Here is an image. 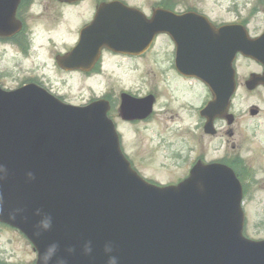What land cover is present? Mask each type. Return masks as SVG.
<instances>
[{"label":"water","instance_id":"water-1","mask_svg":"<svg viewBox=\"0 0 264 264\" xmlns=\"http://www.w3.org/2000/svg\"><path fill=\"white\" fill-rule=\"evenodd\" d=\"M19 1L0 0V38L22 29L15 18ZM188 17L182 22L190 25L189 34L180 38H187L191 51L179 48L178 54L191 64L181 60L177 68L209 88L212 100L201 115L212 133L215 119L233 120L236 54L264 65V36L250 40L244 33L231 44V29L215 31L198 15ZM122 39L94 38L85 29L77 47L57 63L89 71L84 66L94 64L106 42L122 53L138 46ZM199 39L200 48L192 49ZM151 41L144 37L142 47ZM259 86L264 87V74H252L247 89ZM121 98L124 121L144 120L153 112V96ZM109 111L107 101L74 106L36 84L0 87V224L27 238L35 264L53 243L58 251L50 264L61 258L66 264H107L109 255L118 264H264V241L244 236L242 187L230 168L198 163L179 184L154 185L124 155ZM46 216L52 218L47 231L39 227ZM85 245L91 253L84 252ZM106 245L111 253H105Z\"/></svg>","mask_w":264,"mask_h":264},{"label":"flooded vegetation","instance_id":"flooded-vegetation-1","mask_svg":"<svg viewBox=\"0 0 264 264\" xmlns=\"http://www.w3.org/2000/svg\"><path fill=\"white\" fill-rule=\"evenodd\" d=\"M198 4H192L191 0H20L17 6L15 18L21 23L22 29L14 34L12 37L0 38V43L14 44L20 49H23L25 54H29L32 46V39L35 38V25L41 22L54 24L53 29L61 26L73 25V42L64 52H56L55 64L57 68L64 74H77L86 78H93L106 69V65H116L125 63V61L134 62L137 67L141 68L142 61L148 57H152L154 65H168L170 66L172 76L177 81L175 83L174 92L169 90L171 98L176 100L174 95L177 94L181 98H190L191 87L186 88V83H195L201 87L204 96L208 87L196 78L186 77L178 71L177 63L181 60L188 61V57L178 54V49L190 50L187 47V38L182 40L180 35L187 36L189 34L190 25L184 23L185 18L190 14H196L205 19L209 28L219 31L223 28L231 29V34L227 38L231 44L237 43L239 35L246 33L250 40H257L264 36V0H258L256 6L249 14H237L234 7L231 12H235L231 16L221 14H211V10L205 9L203 0ZM201 3V4H200ZM190 17V16H189ZM188 17V18H189ZM178 22H175V21ZM182 20L184 22H182ZM199 25V24H198ZM85 29H90V35L94 38L121 37L123 44L138 43L140 48L126 46L124 53L117 52L112 49L108 43L100 49L97 59L94 64L90 66L88 63L85 69L90 68L89 71L84 69L66 70L59 66L57 57L66 55L72 51L80 42L81 34ZM166 29V31H162ZM161 30V31H159ZM118 32V34H117ZM152 38V41L145 49L142 47L143 38ZM189 43H191L189 41ZM196 45L192 49L200 48L202 42L197 40ZM199 43V44H198ZM199 45V46H198ZM151 59V58H150ZM93 60V58H92ZM91 60V62H92ZM197 65L201 64L197 60ZM192 65H195L193 63ZM246 65L252 68L248 76L244 78L243 82L246 88V82L252 74H264V65L254 59L245 57L242 53H237L233 62V68L236 71L237 92L242 83L240 82V68ZM83 68V67H81ZM158 69V68H157ZM33 83L48 92L53 94L52 90L38 80L28 81ZM23 84V85H24ZM256 90H264L263 86ZM236 92V94H237ZM106 93V90L101 98H92L85 104H78V106H85L97 99H103L109 102L110 111L109 117L119 108L122 103V95L129 94L137 98H144L149 95L154 97V106L152 114L144 120L124 121L127 125H139L147 123L150 120H155L158 111L157 106L160 103L161 95L158 93V88L151 91L146 96H138L126 90H119ZM210 93V91H209ZM234 95V98L236 97ZM63 102L69 103L68 100L58 94H53ZM233 98V100H234ZM212 95L210 93L209 99L198 107L195 116L199 118L195 127L180 128L185 132H195L198 135V144L195 147L180 150H171V144L164 146L167 150L164 151L166 158L172 162L176 169L181 166L182 176L176 177V180L168 181L167 184L158 185H175L188 178L192 168L198 164H220L230 168L242 187V209L245 214L244 234L246 237L254 241H264V128L256 127L246 129L242 132L237 125L239 118L233 112V100L229 114L233 116L230 124L228 119H215L212 124V133L206 132L207 119L202 117L201 111L211 101ZM72 104V103H69ZM73 105H77L74 104ZM118 110V109H117ZM255 112V113H252ZM119 113V112H118ZM263 111L257 106H252L249 111L251 119L259 118ZM119 115V114H118ZM120 117V115H119ZM181 119L179 113H176L172 120ZM160 121V119H158ZM169 119L164 118L160 122L162 128L170 129L168 125ZM122 141V140H121ZM165 142L160 139L158 143ZM216 144L215 147L209 148L210 143ZM167 167V164H164ZM158 173L164 172L157 170ZM169 171H165L167 174ZM252 231V234H249Z\"/></svg>","mask_w":264,"mask_h":264},{"label":"rangeland","instance_id":"rangeland-1","mask_svg":"<svg viewBox=\"0 0 264 264\" xmlns=\"http://www.w3.org/2000/svg\"><path fill=\"white\" fill-rule=\"evenodd\" d=\"M205 9L211 10V14L231 16L233 14H249L258 0H203ZM200 0H191L192 4H198ZM201 4V3H200ZM234 7L236 13L231 12ZM61 26L53 29L54 24L41 22L35 25V38L32 39L31 51L25 54L14 44L0 43V86L7 90H13L24 83L38 80L52 90L53 94L64 96L69 103L85 104L92 98H101L104 94L119 90H126L138 96H146L155 88L161 95L160 103L156 110L158 115L155 120L139 125H127L119 117V108L115 109L111 119L117 126L122 140V148L135 169L149 181L167 184L182 176L181 166L176 169L172 162L166 158L164 151L167 144H173L171 150H180L195 147L198 144V135L195 132H185L180 128L195 127L199 118L195 116L196 110L205 100L209 99V90L204 96L201 87L186 83V88L191 87L190 98H181L174 93L176 100L171 98L169 90H173L177 82L168 65L154 67L152 57L144 59L141 68L134 62L125 61L119 66L106 65L99 76L86 78L77 74H64L55 64L56 52H64L73 42V25ZM73 24V23H72ZM151 58V59H150ZM241 66V65H240ZM158 68V69H157ZM252 68L242 65L239 71L240 82L248 76ZM257 106L264 112V90L248 91L244 83L239 87L233 100V112L239 118L237 128L245 132L246 129L264 128V114L259 118L251 119L250 108ZM118 109V110H117ZM179 113L181 119L171 118ZM164 118L168 121L170 129L162 126ZM160 119V121L158 120ZM162 123V126L160 124ZM160 139L165 142L158 143ZM171 142V143H170ZM210 143V142H208ZM210 143V147H215ZM181 148H180V147ZM164 164L168 166L165 167ZM157 170L164 171L158 173ZM165 171H169L167 174ZM252 234V231H249ZM37 254L32 244L18 230L0 225V262L6 264H35Z\"/></svg>","mask_w":264,"mask_h":264},{"label":"clouds","instance_id":"clouds-1","mask_svg":"<svg viewBox=\"0 0 264 264\" xmlns=\"http://www.w3.org/2000/svg\"><path fill=\"white\" fill-rule=\"evenodd\" d=\"M31 176V173L29 174ZM52 226V218L50 216H46L42 221L39 223V227L43 230L47 231ZM39 235V232L37 233ZM58 251V245L53 243L50 244L44 253L41 254V264H50L52 259L56 256V253ZM68 251H72V249H69ZM92 248L90 245H85L84 252L86 254L91 253ZM105 253H111L113 251L111 245H106L104 248ZM57 264H66V261L64 259L57 260ZM107 264H118V258L114 255H109Z\"/></svg>","mask_w":264,"mask_h":264},{"label":"trees","instance_id":"trees-1","mask_svg":"<svg viewBox=\"0 0 264 264\" xmlns=\"http://www.w3.org/2000/svg\"><path fill=\"white\" fill-rule=\"evenodd\" d=\"M0 264H6V263H2V262H0Z\"/></svg>","mask_w":264,"mask_h":264}]
</instances>
